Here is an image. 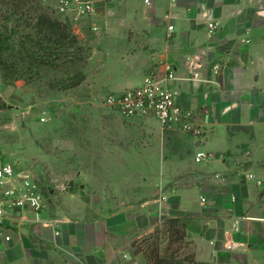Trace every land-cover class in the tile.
Segmentation results:
<instances>
[{
  "label": "crops",
  "instance_id": "crops-1",
  "mask_svg": "<svg viewBox=\"0 0 264 264\" xmlns=\"http://www.w3.org/2000/svg\"><path fill=\"white\" fill-rule=\"evenodd\" d=\"M92 1V14L63 15L81 43L99 53L91 59L101 62V89L140 85L165 62L182 78L171 85L201 133L174 128L166 138L191 149L189 167L173 172L192 174L173 191L166 189L172 176L164 177L167 191L139 211L129 198L82 183L39 217L13 209L0 217V264H147L133 242L170 215L185 217L198 260L264 264V0ZM210 21L217 22L213 36ZM138 121L159 126L153 117L132 119ZM199 150L211 159L196 163ZM112 203L121 207L111 210Z\"/></svg>",
  "mask_w": 264,
  "mask_h": 264
},
{
  "label": "rangeland",
  "instance_id": "rangeland-1",
  "mask_svg": "<svg viewBox=\"0 0 264 264\" xmlns=\"http://www.w3.org/2000/svg\"><path fill=\"white\" fill-rule=\"evenodd\" d=\"M59 16L74 29L69 18ZM82 45L85 50L71 51L56 61L59 66L29 67L23 70L25 79L11 84L0 71V153L33 173L45 206L53 207L65 190L78 192L82 183L103 186L109 197L129 198L134 211L142 210L167 191L160 185L164 177L172 176L169 191L188 183L191 171L173 170L189 167L191 149L186 143L172 145L166 138L170 130L132 122L142 116L127 118L105 107L110 92L100 86V60L91 59L99 53ZM78 71L86 78L67 87ZM89 164L95 169L86 172Z\"/></svg>",
  "mask_w": 264,
  "mask_h": 264
},
{
  "label": "trees",
  "instance_id": "trees-1",
  "mask_svg": "<svg viewBox=\"0 0 264 264\" xmlns=\"http://www.w3.org/2000/svg\"><path fill=\"white\" fill-rule=\"evenodd\" d=\"M59 15L49 0H0V71L5 82L25 79L23 70L29 67H57L56 61L71 51L85 50L79 35ZM85 78L78 71L67 87ZM133 245L142 249L147 264H208L197 259L184 216H166ZM188 246L189 251L182 250Z\"/></svg>",
  "mask_w": 264,
  "mask_h": 264
},
{
  "label": "built area",
  "instance_id": "built-area-1",
  "mask_svg": "<svg viewBox=\"0 0 264 264\" xmlns=\"http://www.w3.org/2000/svg\"><path fill=\"white\" fill-rule=\"evenodd\" d=\"M59 14L72 12L77 15H89L94 12L92 0H49ZM151 0H145L149 3ZM217 22L210 21L208 34L213 36ZM168 36L173 32V26H168ZM162 71L149 72L143 83L128 88L120 93H109L103 104L113 108L117 113L132 118L137 116L153 117L162 130L178 128L196 136L201 133V124L197 115L184 107L179 101L180 91L171 85L173 81L182 79L174 70L172 64L165 62ZM213 69L219 72L220 63H215ZM190 79H193L191 76ZM211 154L204 150L195 153L196 163L211 159ZM205 201V198H202ZM45 195L36 182L35 176L29 170L19 169L6 160L0 153V217L6 216L13 209H32L39 217L45 208ZM9 239V237H7Z\"/></svg>",
  "mask_w": 264,
  "mask_h": 264
}]
</instances>
